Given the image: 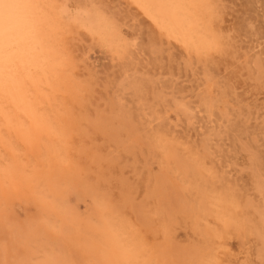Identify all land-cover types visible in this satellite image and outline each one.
Listing matches in <instances>:
<instances>
[{
  "label": "rangeland",
  "instance_id": "374dc122",
  "mask_svg": "<svg viewBox=\"0 0 264 264\" xmlns=\"http://www.w3.org/2000/svg\"><path fill=\"white\" fill-rule=\"evenodd\" d=\"M53 1L64 12L65 19L77 26V31L71 33L74 38L71 42L72 38L69 34L67 46L72 47L69 50L75 56L77 65L74 70L75 77L79 78L77 80H82L85 87L83 103L86 108L83 107L82 111L87 110L86 114L89 113L87 115L91 119H94V115L103 118V123L98 120L102 123L99 124L100 126L105 127L106 124L103 125L105 120L112 119L114 131L116 127L118 131L120 130L116 136H111L110 133V137L107 128L90 131V128L85 127L89 136L86 133L83 145L78 144L84 148L80 161L81 164L85 163L86 171H88L86 181L88 178L94 180L96 183L93 184V181L91 183L100 193H97L96 197L94 194L88 193V195L80 190L84 188H74L72 192H69L68 188L66 194L67 188L63 186L65 196L69 194V197L65 199L66 202L64 201L65 210L70 211L71 209L77 213L78 217L88 220L90 227H93L98 224L94 206L97 207L98 199L107 197L108 201L111 200L109 203L112 206L119 205L121 211L118 210L117 205V213H115L118 218L125 216L126 213V216L128 215L133 220H137L136 217L139 215L144 216V218L140 216L142 217L139 218L140 221L149 220L150 226L146 222L148 233L144 234L149 241L161 243L166 238L162 242L165 243L170 240L171 243L168 241L166 245L173 252L168 250L165 244H157L165 246L166 251L172 252L169 254L174 253L172 257L176 258L174 259L176 263L179 262L177 260L181 262L184 260L185 264H199L197 259L193 258L200 255L205 262H202L203 264H209L210 260L214 264H264V223L259 221L260 213L264 210V0H197L200 22L204 24H201V28L197 27V32L201 33L205 26L215 41V48L210 52L204 51L205 54L202 52L203 55L191 51L192 46L183 47L179 42L183 40L179 36L177 37L179 40L167 37L170 39L167 41L166 36L158 30V26L151 21L152 19L131 0ZM84 8L100 14L110 22L112 39L109 42H106L101 34L78 22L80 9ZM93 108L98 114L93 112ZM114 131L113 134H115ZM105 135L110 138L114 137L113 140L117 139V145L122 140L121 144L116 148V141L113 143V140L111 141ZM102 137L108 141H103ZM162 140L165 143L167 140L168 146L172 143L170 147L173 157L168 156ZM100 143H104V148ZM85 147L88 148L85 149ZM91 150L97 151L96 153L102 156L100 157L103 163L90 164L85 156L89 155ZM112 158L118 160V163ZM103 166L110 170L107 171ZM98 169L100 171L102 169L105 176L102 171L98 173ZM97 175L102 177L99 178L101 182L96 181ZM109 175L111 177H108ZM112 175L115 177L112 178ZM104 177H108V180ZM123 177H127L128 180L125 181L126 178ZM124 182L127 184L124 185ZM87 183L90 184V181ZM128 184H131L129 187L131 191L126 188ZM68 186L70 185L66 187ZM131 186L136 188L133 190ZM149 187L151 189L146 190L150 191L147 192L146 197L142 198L146 192L144 189ZM123 188H126V192ZM118 190L124 195L121 196ZM153 190L157 193L154 194L155 197L148 196L152 195ZM93 196L96 200L92 198ZM111 196L112 199L109 198ZM132 196L135 197L134 202L131 200ZM222 196L231 200H229L231 207L228 212L242 220L244 224L246 223L245 227L239 229L242 233L238 228L224 227L222 220L219 219L221 209L217 203ZM123 199L127 201L124 200V202ZM67 202L70 203V207ZM21 204H24L25 208H22ZM154 204L160 208L163 206L164 217L161 215L163 213L161 209H156ZM133 205L135 208L130 207ZM15 206L17 207L12 208V212L15 213H11V216H16L8 224L12 228L17 224L22 226L23 223L35 222L34 217L36 220L40 218L38 213H35L38 211L37 208H34L31 202L17 200ZM240 206H243V213L246 216L242 213ZM140 209L142 214H140ZM155 212L158 217L156 215L154 217ZM147 214H149L148 217ZM51 215L49 218L54 216L55 220V214L52 212ZM150 216L154 221L150 222ZM191 218L195 219V222H192ZM244 219L247 222L243 221ZM47 221L53 224L50 219ZM55 222L58 223L56 220ZM56 223L54 225H59ZM3 226H0V240H2L0 247L7 246L9 249L13 247L10 249L13 256L7 253L5 261L7 264H12L13 262L10 263L12 260L16 261L13 264H17L23 256V251L18 244V239L15 238L16 232H11L14 230L9 227L5 229ZM153 228L158 229V234L157 232L152 234ZM214 230L216 232L220 230V232L216 234ZM247 231L248 233H245ZM246 234L247 238L243 239V235L246 237ZM2 237L10 243L8 244ZM41 237L43 236L41 235L39 239ZM9 239L12 240L9 241ZM192 239L195 241L192 242ZM39 243L41 246L36 250L34 259L31 260L32 263H42L45 259L54 258V256H56L55 259H60L62 256L64 264H99L95 258L84 261L76 252L65 251L54 240L40 239ZM103 243L107 247L110 246L106 239ZM192 243L200 246L196 247ZM210 249L213 250L210 252ZM64 251L67 252V256L65 253L63 255ZM208 251L220 258L215 257L214 259L212 256H207L211 255L207 253ZM55 252H59L60 255ZM202 252L204 256L206 254V257L200 254ZM175 253H179V257ZM186 254H189V257H186ZM14 256L16 259H12ZM212 261L210 264H213ZM115 263L118 264L117 259Z\"/></svg>",
  "mask_w": 264,
  "mask_h": 264
},
{
  "label": "bare ground",
  "instance_id": "6f19581e",
  "mask_svg": "<svg viewBox=\"0 0 264 264\" xmlns=\"http://www.w3.org/2000/svg\"><path fill=\"white\" fill-rule=\"evenodd\" d=\"M131 1L135 3L140 9H142L143 12L150 19H152L151 21H153L158 26L159 28L158 30L161 31L163 36L164 35L166 36V39L168 37V38H174L176 40H179L177 39V37L179 36L183 40V41L181 40L179 41L181 42V45H183V47L187 48L189 46H192L193 50H191L190 48L189 50L196 52L198 54H201L202 52L204 53V51L210 52L212 51L211 49L215 48V43H214L215 41L214 39L211 38L210 36L211 33H208V29H206L205 26L204 27L202 26L203 27L202 31L201 29L198 28L201 31V33L197 32V27L200 26L201 28V24H203L200 22L201 19L198 14L197 0H131ZM78 22L84 26L89 27L91 30L101 34L106 42H109L112 39L111 38L112 31L110 27V22H108V20L105 19L100 14L94 11H91L87 8L80 9V19L78 20ZM75 30L77 31V26L74 25L72 22L65 19L64 12L60 10L58 5L53 0H0V226L4 225L5 229L6 227H9L11 230L12 229L14 230V231L10 230L11 232H14V233L16 232V234H14L16 236L15 238L18 239V242H19L18 244L23 251V256H21L22 259L20 258L19 259L20 261L17 260L19 261L17 264H64L63 263L64 260H62V256L61 257L59 256L60 259H55L56 256H54V258L49 257L45 259V261H43L42 263H32L31 260L34 257L36 250L39 249V246H41L39 243L40 239L41 240L43 239L44 241L54 240V242L58 246L59 245L62 246L65 251L69 253L76 252V254L80 256L81 258H83L84 261L95 258L99 262V264H114V261H116V259L118 261V264H181L182 262L185 264L184 260L182 262L180 260H177L181 263L179 262L176 263V261L174 260L176 258L172 257L174 253L172 255L169 254L173 252V250H171V248L166 245V242L170 240H167L165 243H162L165 241L166 239L165 238L164 240H162L161 243L159 242L157 243L163 244V245L165 244L168 250H171L172 252L166 251L165 246L163 245L159 246L157 243H155L156 241L151 242L145 237L144 234L146 232L148 233L147 223L149 222V220L147 221V219L145 218L147 223L145 222V220L140 221L139 220L140 216H142L143 218L144 216L139 215L136 217L135 214L134 216L137 218V220L136 219L133 220V219H130L128 215L127 217L126 213H125L126 217L120 214L123 217L119 216L120 218H118L117 214H115L117 213L116 206L118 204L112 206L109 203L111 202V200L109 199L108 201L107 197L98 199L99 202H96L98 203L97 207H95L96 205L95 206L93 205L94 208L96 209L94 210L96 212L95 216L98 217V218L96 217L98 219V224L93 225V227H90L88 220H86L85 218L78 217L77 213H74L70 208H69L70 211H66L68 209L65 210L66 205H64V201L69 194L65 196V192H64L65 189L63 186L67 188L66 194L68 192V188L70 190L69 192H72L71 190H73L74 188L76 189L84 188L80 190L86 192L87 194L88 193L94 194L96 196L97 193H100V192H97L98 191L97 188L93 186L91 183V181H93L94 182L93 184H95L96 182L94 180H90V178H88V180L86 181L87 179L86 172L88 171H86L87 169L85 168V165H84L85 163L81 164V161H80V158L83 156L82 150L84 148L79 146L78 144L82 143L83 145V142L85 141V136H86L85 134L87 133V130L85 127L90 128V131L91 129L98 131L100 129L102 130V128H107L109 132V136H110V133H111V136H116V134L119 133L120 131V130L119 131L117 130V127L114 131L112 127V125L114 124V121L112 122V119L105 120V123L103 124V125L106 124L105 127L100 126L99 124L103 123L102 122L103 118L102 119L99 118L98 115L97 116L94 115L95 117H93V114H91L92 117L94 118V119H91L87 115L89 113L86 114L87 110L82 111V108L84 107L83 100L85 99V95L83 92L85 90V87L83 86L82 80H77L78 77H75L76 72L74 70L77 67V65L75 64V56L72 51L70 52L72 47L71 48L69 47L70 48L69 50L67 46V38L69 34L73 33ZM70 37L72 38V39L70 38L71 39L70 42H71L74 38L72 37V34ZM213 38H214V35H213ZM114 40L117 42L116 38H114ZM168 40L170 39H167V41ZM158 98H160V96ZM183 109H186V108H183ZM83 112H85V114H83ZM93 112H95L94 108H93ZM95 113L98 114V112H95ZM98 120L99 122H102V123H99ZM114 120H116V118ZM107 129H105V131ZM97 131L96 132L94 131V132L97 133ZM105 131L103 132L101 131V132L105 133ZM113 131L115 132V134H113ZM91 135H93V133ZM109 136H106V137L108 138ZM117 137L120 140V137L119 136ZM102 138H104L103 141H105V137H102ZM113 138H110L111 141L113 140ZM167 140H166V143L163 140L161 142L164 143L163 147L167 150L168 156L173 157L174 155L172 154V150L170 147L172 143H170L171 145L168 146ZM114 141H116L115 143L117 145V139L113 140V143ZM121 141L118 142L117 146L114 144L116 148L119 146V144H121ZM104 143L102 144L100 143L102 147ZM86 148L88 147H85V149ZM91 151L88 153L89 155L85 156L87 159H89L90 164L92 163L93 165L95 163L97 164L103 163L102 158H101L102 156L100 155L101 156L100 157L99 154L96 153L97 151L96 152L92 151V153ZM115 158L116 157H114V159ZM114 159L113 161H116V162L118 161ZM108 165H110V163ZM106 166H103V168L105 167L106 169ZM98 167H101V166H98ZM195 168L197 169V167ZM102 169L101 171L103 173L104 169L103 170ZM106 170L108 171L110 169L107 168ZM101 171L99 170L98 173H101ZM191 171H193V169ZM104 173L103 175L105 176ZM101 175L102 174H100V176ZM100 176H98L96 181L99 180V178L100 179L102 178ZM115 176L112 175V178ZM108 177H111V176L109 175ZM108 177H104V178L107 179ZM123 178H126L125 181L128 180L127 177H123ZM119 179H122V178L119 177ZM89 181H90V184L87 183ZM173 182H176V181L173 180ZM129 183L132 184L131 181H129ZM123 184L125 185L127 183L124 182ZM131 184H128L129 186L127 185V187L125 186L126 188H128V191L132 190V189L129 190V187ZM67 185H70V186L66 187ZM99 186L103 187V185H99ZM70 187H72V189H70ZM146 187L148 186L146 185ZM260 187H257V188H260ZM131 188L133 187L131 186ZM135 188H133V190ZM103 189H105V187ZM125 189L124 191L126 192ZM146 189L148 190L151 188L149 187V188L144 189L146 192H145V195L143 196L141 195L142 198L144 196L146 197V194H148L147 192L150 191V190L147 191ZM106 190H105V193L107 192ZM153 191H151L152 195H148V196H154V194L155 195L157 194L155 192L156 190L154 191L155 193ZM119 192L121 194L122 191H119ZM86 193L84 194L86 195ZM200 193H202V191ZM101 194L104 195L102 192ZM123 195L124 194H121V196ZM95 196H93L92 198L95 199ZM109 198L112 199V196ZM134 198L135 197L132 196L131 200L133 201ZM150 198H153V197H150ZM127 199H123V201L124 200L127 201ZM160 199H162V197H160ZM17 200L26 201L29 203L31 202L34 205L33 207L37 208L38 211L35 209L37 211L35 213H38V216L40 218H37L36 220V218L34 217L35 222L30 221L29 223H25V224L23 223L22 226H18L17 224L18 227L14 226L12 228L10 225H8L11 221H13L12 218L16 216L14 215L12 217L11 215L15 213V212H12L13 211L12 208L17 207L15 206V203L17 202ZM229 200H228V197L226 198L224 196L219 198L218 203H217L221 209L219 219L222 220L224 227L226 228L233 227V228H238L239 230L241 227H245L246 223L244 224L242 220L238 219L235 215L232 216V214L229 213L230 212L229 208L231 207ZM132 201H130V203ZM159 201H157L158 204H160ZM67 203H68V207H70L69 206L70 203L69 202ZM24 204H21L23 205L22 208H25ZM128 204L129 203L127 202V205ZM154 205H153V208L156 206ZM218 206H216L217 209H218ZM130 207L135 208L134 205ZM240 207L242 209L243 206H240ZM137 208H138L137 210L139 214V206ZM142 208L143 207H141V209ZM158 208L161 209V211L163 212V209H162L163 206L162 208L157 207L156 209ZM141 209H140V214H142ZM118 210H119V205H118ZM181 210H183V208ZM119 211H121V209ZM52 212L55 214V220L58 221L59 225H54L56 223L55 220L53 219L54 216L52 218H49L50 216H52L51 215ZM243 212H244V209H242V213ZM163 214L164 212L161 215ZM22 215H24V213ZM148 215L149 214H147V217ZM153 215L154 217L155 215L156 217H158L157 212H155V214ZM165 215L168 216L169 212H168V215L167 214ZM244 215L246 216V214ZM238 216H241V215H238ZM163 217H162V220H164ZM172 217L173 215L171 216V218ZM239 218H242V217H239ZM247 218H248V215H247ZM49 219L51 222H53V224L52 223L50 224L47 221ZM195 219H197L196 216H195ZM195 219L191 218L190 220L191 221L193 220L192 222H195ZM152 220L154 221V219L151 218L150 222H152ZM172 220L174 221V219ZM243 221H245V219ZM259 221L261 223H264V210L261 211L260 213ZM190 224L196 225L198 224V222L196 224H193V223H190ZM254 226H256L255 223H254ZM247 227L248 226H246V228ZM150 228L152 229V227ZM158 229L153 228V231H151L152 234L153 232L156 233ZM256 230L255 232H257ZM248 231H250V229ZM248 231L245 233H248ZM253 231L254 230H252V232ZM210 232H213V231H210ZM217 232H220V230L219 231L217 230ZM217 232L215 231L216 234ZM239 232L242 233V231L240 230ZM41 235L43 237L39 239ZM244 235H243V239H246L247 234H246V237ZM249 235H251V233ZM204 236L205 235L203 234V237ZM167 237L169 236L167 235ZM9 238H11V236H9ZM2 239L4 238L2 237ZM12 239H9V241ZM104 239L109 241L110 248L107 247L103 243ZM1 241L2 240H0V242ZM5 241L8 242V240H5ZM193 241L195 240L192 239V242ZM208 241L211 242V240H208ZM9 243L10 242H8V244ZM14 243L16 242L14 241ZM11 244L13 245L12 241H11ZM199 244L201 245L202 243L200 242ZM192 245L196 246L197 244L192 243ZM195 246H193V248H195ZM18 248L19 247H17V249ZM63 248L61 249L58 248V249L62 250ZM10 249L7 246L0 247V264H7L6 263L7 261L5 260L7 259V256H8L7 253H10V251L12 253V250ZM212 250L210 249V252ZM65 251L63 252V255ZM204 252L200 254L203 255ZM210 252L208 251L207 253H210ZM55 253L58 254L59 252H55ZM210 254L211 255L208 254L207 256H212L214 259L215 257L220 258L219 256H216L215 253H214L215 256L212 255L213 252ZM176 255L177 257H179V253ZM188 255L186 257H189ZM17 257H18V254H17ZM180 257H182L181 254H180ZM186 257H184V259ZM204 257H206V254ZM12 259H16L15 256L14 258L12 257ZM193 259H197V262L199 264L205 263L203 262L204 260L202 257H200V255H197ZM10 261H11L10 263L16 262L12 260ZM211 261L212 260L209 261V264L211 263Z\"/></svg>",
  "mask_w": 264,
  "mask_h": 264
}]
</instances>
